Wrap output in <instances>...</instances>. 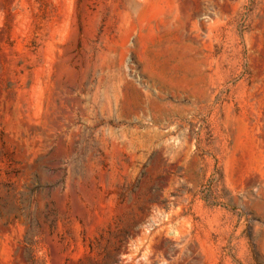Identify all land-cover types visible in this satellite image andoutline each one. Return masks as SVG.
Instances as JSON below:
<instances>
[{
    "label": "rangeland",
    "instance_id": "374dc122",
    "mask_svg": "<svg viewBox=\"0 0 264 264\" xmlns=\"http://www.w3.org/2000/svg\"><path fill=\"white\" fill-rule=\"evenodd\" d=\"M0 264H264V0H0Z\"/></svg>",
    "mask_w": 264,
    "mask_h": 264
}]
</instances>
